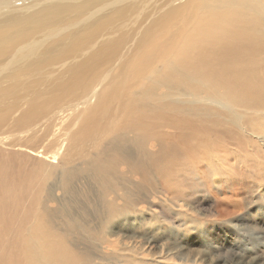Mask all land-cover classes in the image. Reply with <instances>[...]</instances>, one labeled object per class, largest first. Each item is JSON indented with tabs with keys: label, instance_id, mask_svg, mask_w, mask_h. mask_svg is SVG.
Listing matches in <instances>:
<instances>
[{
	"label": "bare ground",
	"instance_id": "bare-ground-1",
	"mask_svg": "<svg viewBox=\"0 0 264 264\" xmlns=\"http://www.w3.org/2000/svg\"><path fill=\"white\" fill-rule=\"evenodd\" d=\"M256 30L264 31V0H0V131L27 127L64 99L52 116L41 118L46 124L42 140L53 141L55 154L82 139L95 143L83 161V177L80 168L77 173L70 168L61 173L59 186L69 192V181L79 176L86 186L70 196L78 197L86 212L102 199L107 211L86 213L82 221L67 203L66 215L54 211L38 217L31 238L41 252L51 256L65 247L70 257L92 263L90 258L103 245L94 233L104 238L114 234L112 226L132 216L139 202L147 207L137 211L145 215L134 214L136 221L152 229L151 234L162 233L164 227L179 234L166 211L153 212L156 201L170 215L194 224L193 217L178 208L188 204L187 199L176 196L186 189L177 182L183 166L178 162L183 128L197 126L191 112L212 107L194 104L191 96L205 94L203 100L227 111L264 106V85L254 88L264 79L253 71L242 75L236 70L246 63L244 54L250 52ZM184 92L189 105L181 102ZM144 106L156 108V113L142 114ZM68 131L71 137L63 139ZM246 131L258 136L252 128ZM258 143L264 148L263 136ZM239 159L248 171V160ZM227 162L218 170L206 161L200 180L209 192L216 175L228 176L233 170ZM263 178L264 173L257 183L260 194ZM118 215L120 220L114 222ZM2 218L0 209V237ZM118 229L133 232L134 226ZM49 238L55 243L49 245ZM160 240L154 238L158 247ZM117 253L109 259L114 264L124 258ZM148 259L143 251L141 264ZM103 260L108 259L102 257L99 264ZM161 263L158 259L149 264Z\"/></svg>",
	"mask_w": 264,
	"mask_h": 264
},
{
	"label": "rangeland",
	"instance_id": "rangeland-1",
	"mask_svg": "<svg viewBox=\"0 0 264 264\" xmlns=\"http://www.w3.org/2000/svg\"><path fill=\"white\" fill-rule=\"evenodd\" d=\"M256 31L254 39L249 41L250 52L244 54L248 58L246 63L236 70L242 75L253 71L254 75L264 79V31ZM254 50L260 51L253 53ZM260 85L264 84L257 83L254 88H259ZM189 98L187 92H184L182 104L189 105ZM191 98L194 104L212 107H200L191 112L190 115L197 122V126L183 128L182 155L178 161L183 166L178 171L180 175L177 182L184 183L185 187H181L186 189L179 190L176 196L187 199L189 205L182 202L178 208L185 215L193 217L194 224H188L173 214L170 215V210L160 208L156 201L152 206L153 212L166 211L168 222L173 219L179 234L172 235L171 229L167 230L168 227H164L160 234H151L152 229H147L145 223L139 225L136 221L134 214L147 207L139 202V206L132 211V216H126L123 223L112 226L114 234L104 238L98 235V232L94 233V236L101 237L96 239L103 245L97 248L90 258L92 263H87V259L81 261L70 257L67 252H63L65 247L51 256L44 254L34 244L31 232L37 218H42L40 216H47L54 211L60 215L70 213L67 203L74 205L75 212L82 221L86 219V213L92 215L94 211L107 212L104 211L105 202L102 199L91 204L95 205V210L92 208L91 212H86V206L81 205L80 199L70 196L72 192L75 194L80 186H86L80 178L83 177V161L88 157L87 152L95 140L82 139L60 154H55L57 151L52 149L53 141L47 143L42 140L46 124L41 118L44 119L45 114L52 116L55 107L63 104L64 99L55 104L52 113L47 111L41 117L30 120L29 126L6 127L0 131V209L3 212L4 224L0 237V264H99L102 257L108 259L103 260L102 264H114L115 261L109 260L114 252L124 257L116 262L117 264H141L140 255L143 251L149 258L147 264L158 259L161 264H264V191L260 194V188H257L261 174L264 173V152L260 151V148H264L258 143V136L264 137V106L227 111L225 107L203 100L206 98L205 94L198 97L192 95ZM149 112L156 113V108L144 106L142 114ZM248 116L251 119L246 121ZM35 123L36 127L27 131ZM38 124L40 125L37 127ZM61 125L62 123L58 124ZM251 128L258 136L249 135L246 129ZM166 130L170 131L168 126ZM70 137L71 133L68 131L63 139ZM190 137L193 139L190 140ZM28 149L44 156L36 157ZM106 152L107 156L111 155L107 149ZM55 155H58L57 161L51 163ZM238 159L248 160V171L241 168L242 163L240 164ZM207 160H211L218 170L224 160H228V165L233 168L228 173L230 177L226 175L227 172L216 175L217 180L210 183L211 192L201 181L202 168L207 165ZM70 168L76 173L80 168L81 176H77V181H69V192H65V185L63 188L59 186L61 173ZM84 198L83 196L82 200ZM137 215L145 214L137 212ZM119 220L118 215L114 222ZM129 223L134 226L133 232L118 229L128 227ZM51 225L48 223L46 226ZM103 230L104 228H101V232ZM126 232L128 234H125ZM155 237L161 238L159 247L154 244ZM47 242L49 245L54 244L55 239L49 238ZM96 254L98 260H93Z\"/></svg>",
	"mask_w": 264,
	"mask_h": 264
}]
</instances>
